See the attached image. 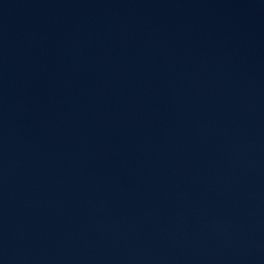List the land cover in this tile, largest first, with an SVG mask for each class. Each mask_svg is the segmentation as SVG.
Instances as JSON below:
<instances>
[{
  "label": "water",
  "instance_id": "95a60500",
  "mask_svg": "<svg viewBox=\"0 0 264 264\" xmlns=\"http://www.w3.org/2000/svg\"><path fill=\"white\" fill-rule=\"evenodd\" d=\"M0 264H264V0H0Z\"/></svg>",
  "mask_w": 264,
  "mask_h": 264
}]
</instances>
